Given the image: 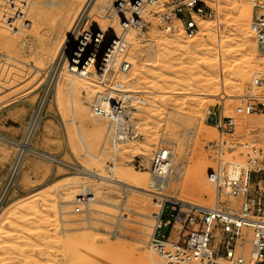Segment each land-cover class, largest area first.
Segmentation results:
<instances>
[{
    "label": "rangeland",
    "instance_id": "rangeland-1",
    "mask_svg": "<svg viewBox=\"0 0 264 264\" xmlns=\"http://www.w3.org/2000/svg\"><path fill=\"white\" fill-rule=\"evenodd\" d=\"M45 1L58 3L57 9L55 5L56 10L47 7ZM83 1L33 0L28 23L19 34L0 30L5 34L0 41V134L4 138L25 140L58 47ZM158 1L160 6H166V0ZM101 4L102 0H98L96 6ZM62 5L67 8L62 9ZM250 14L249 0H219L214 18L197 19L199 29L194 37L187 38L175 30V34L181 33L177 34L180 46L163 43L173 37V32L162 33L152 23L140 32L129 31L128 37H136L133 52L123 53L122 58L135 62L130 76L137 81L128 84L126 78L122 79L128 75L119 73L112 79L125 83L140 102H121L129 127L125 142L116 143L118 153L111 149L110 125L91 110L95 94L112 85L95 82L94 87L90 82H81L80 88L72 91L66 87L63 75L57 90L50 93L39 127L30 140L35 150L56 161L23 149L19 152L15 145L0 140V264H146L145 256L152 253L147 247L153 226L152 198L81 179L71 165L105 173L116 160L115 176L130 173L146 187L152 153L159 143L167 142L175 149V165L181 172L180 181L171 182L167 193L212 205L213 186L206 179L212 164L204 146L218 136L207 121V111L223 104L225 114H232L233 108L244 102L245 84L254 75L264 76V64L256 59L249 30ZM59 15L63 17L59 19ZM91 15L95 20L97 15L104 17L96 11ZM106 15L105 23L113 22L109 16L116 17ZM148 20L153 22L152 17ZM60 23L63 26L57 25ZM88 24L85 17L79 30H86ZM179 25L175 22V26ZM205 26L209 31L203 30ZM191 39L196 40V46L183 49ZM130 68L131 65L128 72ZM251 128L257 130L249 132ZM237 131L264 148V116L237 117ZM56 152L61 153L56 156ZM18 155L23 156L22 163L16 173L14 170L10 174ZM138 165L140 170L135 167ZM202 172L205 190L199 191L192 182ZM84 194L91 198L89 204L81 214L73 213L77 196ZM167 213L169 210L164 220ZM106 247L115 255L110 262L103 257L102 249ZM153 255L159 264V258Z\"/></svg>",
    "mask_w": 264,
    "mask_h": 264
},
{
    "label": "built area",
    "instance_id": "built-area-1",
    "mask_svg": "<svg viewBox=\"0 0 264 264\" xmlns=\"http://www.w3.org/2000/svg\"><path fill=\"white\" fill-rule=\"evenodd\" d=\"M32 2L0 0V29L19 34L28 23ZM249 2V30L256 59L262 65L264 0ZM165 3L166 6H160L158 0H131L132 15L125 18L124 24L143 30L152 23L162 33L178 30L192 38L199 29L197 19H212L219 9V0H166ZM175 22L180 25L175 26ZM259 88L264 89V76L254 75L245 84L244 102L234 107L232 114H225L223 104L207 111V121L218 136L204 146L212 164L206 174L213 186L212 205L168 194L167 184L163 188L162 183L171 174V145L161 142L153 151L148 174L152 179L149 193L154 211L150 214L153 226L147 247L159 257V264H264V148L237 131V117L264 116V91L258 92ZM91 110L95 116L103 114L96 103ZM255 130L251 128L249 132ZM135 167L140 170L139 165ZM88 204L86 196H77L73 213L81 214ZM166 210L169 213L164 220ZM163 229L167 230L166 234L161 233Z\"/></svg>",
    "mask_w": 264,
    "mask_h": 264
},
{
    "label": "bare ground",
    "instance_id": "bare-ground-1",
    "mask_svg": "<svg viewBox=\"0 0 264 264\" xmlns=\"http://www.w3.org/2000/svg\"><path fill=\"white\" fill-rule=\"evenodd\" d=\"M97 1L98 0H84L82 2L81 7L78 4L79 9L77 8L78 9L76 12L77 14H75L74 17L71 19V21H69V25H68L69 27H67L68 33L66 35V38L62 42V45L58 47V52H56L57 53L56 56L54 55L55 59L53 62V66L50 70V73L46 79L44 94L41 98L38 109L33 112L31 119L28 123L25 140L23 142H13V141H10L4 138L0 134L1 141L8 142V143L15 145L16 147H18L19 152H21V150L23 149V152L25 153L27 152L36 153L40 155L42 158L47 159L51 162L56 161L50 155L44 152L35 150L31 146L30 140L32 136L34 135L35 131L37 130V128L39 127V124L42 119V111H43L44 105L46 104L49 98L50 93L53 90L54 91L57 90V86L63 75H65V78H66V87H68L70 90L75 89L77 87L80 88L81 82H88V83L90 82L91 86H94V87L97 86V84L95 85V82L99 84L109 83L110 86L112 85L111 88L106 87L103 92L98 91L96 94L94 93L95 94L94 101L96 104H98L101 107V111L103 112V114H101L102 116L100 117L104 119L110 125V128L112 130L111 137L113 139V143H112L111 149H113L115 153H118L119 149L116 148V143L125 142V140L127 139V134L125 133V130L129 127V121L125 120V118L127 117V112L123 110L122 106H119L121 104L120 102L123 101L124 103V101L126 100H130L131 102H140V101H138V97L135 94L131 93L129 90L126 89L125 83L113 82L112 78H114L113 76H115L118 73L124 74V75H128L127 77H124V76L122 77V79L126 78L124 80L126 83L128 84L129 82L133 84L136 83L137 79L132 75L130 76L131 69L133 68V66L136 65L135 62L131 60H124L122 56H123V53L126 54L127 52V54L130 55L133 52V43L136 37L135 35L128 37L130 33L129 31L136 30L140 32L142 29H140L139 27L133 24H130V25L124 24L125 18H130L132 15V12L130 11V8H129L131 0L127 1L126 3L123 2L124 0H102V4L100 6H96ZM111 1L113 2L109 7V2ZM119 1H121V4H118ZM43 4L47 5V7L48 6L53 7V5L56 6L58 3L52 4V3L45 1ZM64 7L62 9H64ZM54 8L55 7H53V9ZM66 8L67 7H65V9ZM56 9H57V6H56ZM58 10H57V13H58ZM93 11H96L97 13H100V14L103 13L104 17L102 18L99 15H97L99 18L98 20H95L93 18V15H91V12ZM70 12H68L67 15ZM40 13H41V10H40ZM57 13L55 14L57 15ZM106 14H116V17L109 16L110 19L113 20V22L111 21L112 23H105L106 21H103L105 16H107ZM62 17L63 16H61L59 19H61ZM85 17H86V22L89 23L88 28L86 30H79V24L81 23L83 19H85ZM134 21L135 19L133 20V22ZM57 25L63 26L61 25V23ZM208 29L209 28H207V26L203 27V30L205 31H209ZM177 34L180 35L181 33L175 34V32H173V37L167 38L165 42L163 43L178 44L180 46L181 44L179 43H181V40L177 38ZM3 35L5 34H3V32L0 31V41L4 40ZM128 41H131L130 45L128 44ZM196 43L197 42L195 39H191L190 41L186 42V45L183 47V49L189 50L190 48H193L192 46H196L195 45ZM105 45H107L106 46L107 49L104 48ZM102 52L104 53L101 55ZM129 65H131V68H130V71L128 72ZM94 76H95V79H93ZM111 80L113 83L110 82ZM174 155H175V149L171 148V159H172L171 174L163 180V183H162L163 188L166 186V184L168 187L171 182L180 181L181 172H180L179 167L175 165ZM22 159H23V156L18 155L16 161L11 166L10 174L11 172L13 173L14 170H15V173L17 172L20 164L22 163L21 162ZM115 162L116 160H114L113 167L109 171H107L108 173L107 172L98 173V172L92 171L87 168L72 167V165L69 167L76 170L77 172L76 175L79 176V178L89 179V180L92 179L97 185H102V184L107 183L109 185H115L120 188H123L127 192H135V193H139V194H143V195L151 197L150 196L151 194L149 193L150 192L149 187H150V183L152 179L150 177L148 178L146 187H144L141 184V182L137 180V178L134 179L133 177L129 176L130 173L128 174L121 173L115 176L114 174L116 170ZM146 175L148 174L146 173ZM146 175L145 177H147ZM115 177L117 179H115ZM203 178H205V172H202L201 174L200 173L196 174L192 182L193 185H196L199 191L205 190L204 185H203ZM83 196H86V195L84 194ZM86 197L88 201L91 200V198H88V196ZM151 233H152V229L149 235ZM102 253H103L104 258L107 257L106 259L109 260L108 262L112 260L111 258L115 257L112 250L107 247L106 249L105 248L102 249ZM142 256L143 255H141V257ZM145 258H146L145 260L147 261L146 264H156L157 263V260H155V257L152 253H149L148 255H146ZM159 261L160 259L158 260V263ZM110 264H113V262L112 263L110 262Z\"/></svg>",
    "mask_w": 264,
    "mask_h": 264
},
{
    "label": "crops",
    "instance_id": "crops-1",
    "mask_svg": "<svg viewBox=\"0 0 264 264\" xmlns=\"http://www.w3.org/2000/svg\"><path fill=\"white\" fill-rule=\"evenodd\" d=\"M1 115H3V114H1ZM49 116L51 115V114H48ZM60 153L61 152H56V156H58V155H60ZM8 170V169H7ZM54 171V170H53ZM1 186H2V180H1V178H0V188H1Z\"/></svg>",
    "mask_w": 264,
    "mask_h": 264
}]
</instances>
